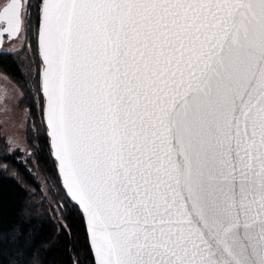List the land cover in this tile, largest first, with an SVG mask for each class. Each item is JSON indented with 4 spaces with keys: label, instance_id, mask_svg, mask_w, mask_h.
I'll return each instance as SVG.
<instances>
[{
    "label": "snow or ice",
    "instance_id": "1",
    "mask_svg": "<svg viewBox=\"0 0 264 264\" xmlns=\"http://www.w3.org/2000/svg\"><path fill=\"white\" fill-rule=\"evenodd\" d=\"M4 56L30 135L0 264H35L45 200L72 264H264V0H0Z\"/></svg>",
    "mask_w": 264,
    "mask_h": 264
},
{
    "label": "trees",
    "instance_id": "2",
    "mask_svg": "<svg viewBox=\"0 0 264 264\" xmlns=\"http://www.w3.org/2000/svg\"><path fill=\"white\" fill-rule=\"evenodd\" d=\"M8 64L14 71L12 63ZM8 67V66H6ZM30 135L29 129L27 137ZM4 147V143L0 142V149ZM45 173H40L37 177V183H46L51 185L50 179H45ZM35 187V184L32 185ZM45 193L49 198H54L52 193H48L45 189ZM27 199L25 193L19 189L14 182L10 180L0 181V225L4 229H7L10 225L14 224L18 220V213L23 207L24 201ZM36 201L41 200V195L34 197ZM47 207V200L42 204L37 203L35 211L40 214L39 218L32 219L31 222L23 224L25 233H32V247L28 250L27 256L29 259H34L35 264H72V258L76 254V250L71 248L73 243H77L79 248L82 243V228L78 223L74 224V233L69 235L66 232H61L60 235L56 234L55 226L51 222L47 221L46 216L43 215ZM42 220L44 222H42ZM79 240V243H78ZM20 244L24 243V238L21 237ZM0 247H2L5 253L14 245L8 241H0ZM81 259L85 260L83 252L80 253ZM3 264H6L7 256L3 258Z\"/></svg>",
    "mask_w": 264,
    "mask_h": 264
},
{
    "label": "rangeland",
    "instance_id": "3",
    "mask_svg": "<svg viewBox=\"0 0 264 264\" xmlns=\"http://www.w3.org/2000/svg\"><path fill=\"white\" fill-rule=\"evenodd\" d=\"M5 70L9 72V70ZM7 81V77H2L0 82V142L2 144L5 140L12 142V138H15L16 142L24 148L28 146L26 138L29 129V124L27 123L29 118L22 111L26 103L25 101L20 103L19 97L15 94L16 88L14 84H10L9 87L5 86ZM5 100L8 101L6 106ZM5 111L8 112V116L4 115ZM32 119H36V117H32ZM13 146L15 147V143Z\"/></svg>",
    "mask_w": 264,
    "mask_h": 264
},
{
    "label": "flooded vegetation",
    "instance_id": "4",
    "mask_svg": "<svg viewBox=\"0 0 264 264\" xmlns=\"http://www.w3.org/2000/svg\"><path fill=\"white\" fill-rule=\"evenodd\" d=\"M23 55H24V54L21 53V56H23ZM3 61H6V63H12V59H11L10 57H8V56H4V57H3ZM1 66H2L4 69L9 70L8 73L12 74L14 77H17V78L19 79V77L15 74V72H14L13 70H11L12 68H11L8 64H4V63H2V64H0V67H1ZM6 66H8V67H6ZM1 78H2V77H0V82H1ZM17 78H16V79H17ZM10 84H13V81H11V80L8 79L7 83H5V86H8V87H9ZM25 103H26V106H25V107H29V106H30V102H29L28 100H25Z\"/></svg>",
    "mask_w": 264,
    "mask_h": 264
}]
</instances>
